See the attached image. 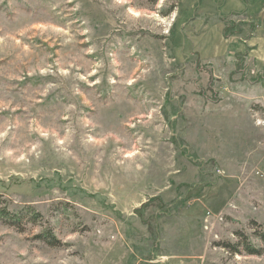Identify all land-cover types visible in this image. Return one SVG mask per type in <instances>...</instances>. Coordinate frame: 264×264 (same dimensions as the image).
<instances>
[{"label":"rangeland","instance_id":"374dc122","mask_svg":"<svg viewBox=\"0 0 264 264\" xmlns=\"http://www.w3.org/2000/svg\"><path fill=\"white\" fill-rule=\"evenodd\" d=\"M253 36L264 0H0V264H264Z\"/></svg>","mask_w":264,"mask_h":264},{"label":"crops","instance_id":"0c3cea01","mask_svg":"<svg viewBox=\"0 0 264 264\" xmlns=\"http://www.w3.org/2000/svg\"><path fill=\"white\" fill-rule=\"evenodd\" d=\"M239 44L241 45L242 49L244 45L241 42ZM248 44L249 48H251V56L253 55V57L255 56L256 58H260V60L264 62V37H254L249 41ZM237 47L240 49V46Z\"/></svg>","mask_w":264,"mask_h":264},{"label":"trees","instance_id":"16d2710c","mask_svg":"<svg viewBox=\"0 0 264 264\" xmlns=\"http://www.w3.org/2000/svg\"><path fill=\"white\" fill-rule=\"evenodd\" d=\"M234 26L235 25H230L229 27L226 28V36H231L233 34L232 28ZM242 246H244L246 254H248V255L252 256V255H260L261 254L260 253L261 251L256 250L255 247H252L250 245H246L245 243L244 244L242 243V244H238V245H233V246L229 247V249L231 250V252L233 254L240 255V254H242V252H241L242 251L241 250Z\"/></svg>","mask_w":264,"mask_h":264}]
</instances>
